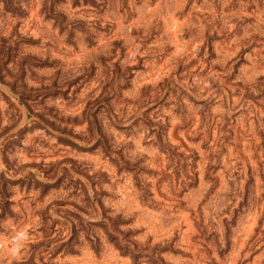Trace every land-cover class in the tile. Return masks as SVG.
Here are the masks:
<instances>
[{
  "label": "rangeland",
  "instance_id": "obj_1",
  "mask_svg": "<svg viewBox=\"0 0 264 264\" xmlns=\"http://www.w3.org/2000/svg\"><path fill=\"white\" fill-rule=\"evenodd\" d=\"M5 224L0 264H264V0H0Z\"/></svg>",
  "mask_w": 264,
  "mask_h": 264
},
{
  "label": "clouds",
  "instance_id": "obj_2",
  "mask_svg": "<svg viewBox=\"0 0 264 264\" xmlns=\"http://www.w3.org/2000/svg\"><path fill=\"white\" fill-rule=\"evenodd\" d=\"M0 226H7L6 224L5 225H0ZM19 251V249L18 248H16L15 250H12V256L13 257H15L16 256V252H18Z\"/></svg>",
  "mask_w": 264,
  "mask_h": 264
}]
</instances>
